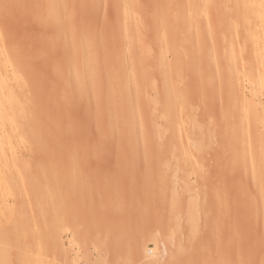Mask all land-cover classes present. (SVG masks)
Returning <instances> with one entry per match:
<instances>
[{
  "label": "rangeland",
  "instance_id": "1",
  "mask_svg": "<svg viewBox=\"0 0 264 264\" xmlns=\"http://www.w3.org/2000/svg\"><path fill=\"white\" fill-rule=\"evenodd\" d=\"M246 1L0 0V76L5 83L2 92L13 94L12 112L19 119L18 134L23 128L19 134L23 139L0 166V174L6 181L11 180L9 188L0 194V203L3 201L0 207L5 209L9 205L0 216V227L13 229L16 222L8 235V264H48L54 257H57L54 264H59L57 260L62 252L72 247L77 249L80 239L73 246L69 244L70 238L61 221L63 215H56L64 207L60 204L58 209L59 203H54L55 197L62 198V192L66 191L64 185L71 176L63 169L71 163L83 170L82 175L76 173L77 184L73 185L86 181L87 186L79 185L85 186L82 187L87 192L79 186L78 189L68 185L72 188L70 191L78 189L76 199L85 201V205L88 202L93 208L88 213L92 208L86 205L83 212L87 211L86 215L92 219L105 218L103 226L113 217L122 219L119 214L123 215L124 210L133 212L132 208L137 213V223L134 212L125 220L136 224H150L157 214L150 204L146 207L140 203L135 208L132 202H124L126 207L123 204L122 209H126L121 212L108 208L104 213L106 209L99 205L106 200L98 201V189L102 191L103 184L98 182L102 179L109 186L116 171L122 175L117 172L115 179L123 176L131 182L144 178L145 172L148 176L153 172L154 176L158 169L163 173L174 169L172 175L178 173L181 177L179 180L175 174L173 180L177 176L179 185L188 180L197 194L204 195L201 201L210 208L208 214L197 215L198 230L191 238L182 231L185 220L177 217L175 224L172 221L165 226L169 230L156 227L145 233L138 231L139 248H136L137 236L127 244L121 245L120 241L117 250L122 249L111 253L109 261H112L108 264H121L116 261L121 258L128 260H122V264H134L131 259L135 257L136 264L144 261L163 264L165 257L167 264H264V64L259 57L264 52V27L258 22L260 18L256 20L253 15L264 12V7L248 9ZM52 14L56 16L54 20L53 16L50 18ZM254 36L258 45L251 43ZM251 45H257L256 52H260H253ZM58 170H62L60 176H57ZM80 170L77 171L82 173ZM128 173L132 174L128 176ZM181 173L184 177L188 175L187 178ZM131 175H134L132 179ZM57 178L58 182L67 180L64 184L61 181L62 192H57L58 184L56 191L53 187V193L49 186ZM122 178L119 180L123 181ZM91 180H94L91 189L95 190L93 196L97 201L92 193L89 195ZM206 190L214 194L210 197ZM49 191L55 195L54 200ZM47 197H51L52 204H57L56 213L52 214L59 218L63 230L57 225L59 233L56 232L57 238L53 241L47 225L54 217L49 218L54 205L48 206ZM47 206L51 207L49 211ZM18 209L23 214L19 219L16 218ZM148 210H151L149 214ZM211 214L214 216L209 219ZM4 215L11 217L6 221ZM179 220L184 223L183 228ZM21 224L23 233L17 227ZM176 224L182 229L175 227ZM113 234H110L113 239L109 235L112 241L122 238L117 232ZM144 240L149 242L151 250L156 248L153 250L160 259L156 253L157 258L152 257V250V256L146 255L148 260L141 261L146 257L143 253L139 260L137 252H143ZM154 241H157L155 245ZM100 244L96 245L98 252L105 248ZM50 245V251L59 252L57 256L53 252L49 254ZM130 245L141 252L136 250L135 257L134 253L132 256ZM90 251L94 255L90 256L93 263L108 262L106 255L104 259L100 255L97 261L98 252ZM170 251L175 253L174 261L168 259ZM77 260L83 262L81 256Z\"/></svg>",
  "mask_w": 264,
  "mask_h": 264
},
{
  "label": "bare ground",
  "instance_id": "2",
  "mask_svg": "<svg viewBox=\"0 0 264 264\" xmlns=\"http://www.w3.org/2000/svg\"><path fill=\"white\" fill-rule=\"evenodd\" d=\"M246 1V0H245ZM254 4V5H253ZM246 5H247V7H248V9H251V10H254L257 6H259V5H261V6H263L264 7V0H247L246 1ZM55 8L56 9H54L55 11H57L58 9H57V7L55 6ZM264 11V10H263ZM53 13V12H52ZM56 13V12H55ZM55 13H53V14H55ZM253 13V12H252ZM263 13L264 12H262L261 11V13H259V15L258 16H261V14H262V16H263ZM53 14L52 15H50V18H52V16H53ZM57 15V18H59V16H58V14H56ZM254 16H256L255 18H257L256 20H258L259 18V20H258V22L260 23V21L262 22V24H263V27H264V16L262 17H257V15L256 14H253ZM54 17H56L55 15L53 16V20H54ZM262 18V19H261ZM51 19V20H52ZM52 20V21H53ZM59 20V19H58ZM255 20V19H254ZM255 22H257V21H255ZM258 35V34H257ZM256 36V35H255ZM250 37L251 38V43L252 44H254L255 45V43L254 42H256L255 40H257L256 39V37ZM256 44H257V42H256ZM258 45V44H257ZM255 46V47H257L258 48V46ZM251 46H253V45H251ZM262 46V45H261ZM254 47V46H253ZM253 48V52H256L257 51V48ZM259 49H260V47H259ZM262 49V48H261ZM260 52V51H259ZM258 52V53H259ZM257 53V52H256ZM257 53V54H258ZM255 54V53H254ZM259 57L262 59V64H264V52H262L261 51V54L259 53ZM255 58H256V56H255ZM260 58H259V60H260ZM6 62V61H5ZM3 65H5V64H3ZM2 65V66H3ZM3 76H0V90H1V92H0V166H2L4 163H5V161H7L8 160V158L9 157H7V155L8 156H10L11 157V155H12V152H13V148H14V146L18 143V142H20V140H21V135H19V134H21V132L23 131V128L21 129V132L18 134V132L17 131H19L18 129H19V119L18 118H15V116H14V114H13V112H12V109H14L15 108V99L13 98L14 96H13V94H11L10 92L9 93H3L2 92V90H3V87H5L4 85H5V83L3 82ZM2 84H4L3 86H2ZM21 124V123H20ZM22 124H23V122H22ZM23 133V132H22ZM23 136V135H22ZM24 137V136H23ZM23 139V138H22ZM76 151V150H75ZM73 152V151H72ZM71 152V153H72ZM171 152V151H170ZM169 153V152H168ZM67 154H70V153H67ZM77 154V153H76ZM79 154V153H78ZM82 154V153H81ZM169 155H171V154H169ZM183 155H185V154H183ZM188 155V154H187ZM87 156V155H86ZM180 156V155H179ZM189 156V155H188ZM198 156V155H197ZM200 156V155H199ZM6 157V158H5ZM68 157V156H67ZM70 157H72V156H70ZM79 157V156H78ZM83 157H84V155H83ZM158 157V156H157ZM171 157V156H170ZM205 157V156H204ZM74 157H72V159H73ZM156 158V157H155ZM175 158V157H174ZM182 158V157H181ZM185 158H187V157H185ZM189 158H191V157H189ZM207 158V157H206ZM6 159V160H5ZM70 160H71V158H69ZM75 159V158H74ZM78 159H80V158H78ZM86 159V158H85ZM94 159V158H93ZM163 159V158H162ZM169 159H171V158H169ZM204 159V158H203ZM191 160H192V158H191ZM168 161V160H167ZM171 161V160H170ZM180 161V160H179ZM183 161V160H182ZM187 161V160H186ZM198 161H200V160H198ZM69 162V161H68ZM72 162V161H71ZM80 162V161H79ZM90 162V161H89ZM152 162V161H151ZM192 162V161H191ZM201 162V161H200ZM203 162V161H202ZM87 163H88V161H87ZM153 163H156V162H153ZM163 162H161V164H162ZM172 163V162H171ZM194 163V162H193ZM71 164H73V163H71ZM67 165L66 166V168L65 169H67V170H65V169H63L64 171H66L65 173L68 175V176H71V178H69V180L67 181V185H66V178L68 177H66L65 179V181H63V180H61L62 182H63V184L65 183V189H66V191H64V192H62L63 191V189H64V187H62L63 186V184H62V186L60 187V185H61V181L59 180V182L58 181H56V180H58V178H60V177H58L57 179H55V180H53V181H51V182H54V181H56V182H58V183H56V182H54L53 183V185H52V183L50 184L51 186H49V187H51L50 188V190H51V192H53L54 193V190L58 187V184H59V187L57 188V192L59 193V192H62L64 195H63V197L61 198L60 196L58 197V196H56L55 198H57V199H55L54 198V196L52 195L53 193H50V191H49V193L51 194V196H53V200L55 199V202L54 203H59V206H60V204H62L61 206L62 207H64V208H61V206L60 207H57V204H52V199H51V201H50V198L51 197H47L48 198V200H46V201H48V206L50 205H54L53 206V208H51V207H48V211H49V208H51L52 210H51V214L48 212V214H50V216L52 215V216H54L53 217V219H49V218H52V216L51 217H49L48 219V223H49V221H51L50 223H49V225H47L48 227H49V229H48V233H49V231H51L50 233H49V236H51L52 237V241L53 240H55L56 238H57V234H56V232H58V230H57V225H58V229H60L61 230V227H60V225L62 226V224H60L61 223V221H62V223L64 224L63 226L65 227V232H66V235H67V238L69 239L70 238V240H67V241H69V244L70 245H74L75 243H76V240H79L80 239V241H79V243H78V241H77V249H73V247L71 248V249H64V250H66L65 252H64V254H63V252L59 255V258H58V263H59V261H60V263L59 264H68V262H70V263H74V264H95V263H93V258L91 259V257L90 256H92L93 254L91 253L92 251H90V249H92V250H94L95 252L94 253H96V252H98L97 250V248H96V245H98V243H100L101 242V244L103 243V244H105V246H103V244H102V247H105V248H103L102 250H99V252H98V258L96 259L97 261H98V259H99V257H100V255L103 257V259L105 258V256L104 255H106L107 256V259L106 260H108V262L107 261H105V263L106 264H108V263H110L111 261H109L110 259H109V256H110V258H111V256H112V252H116V251H120V250H117V244L118 245H120V241H121V245H123V244H125L129 239H134V236H137V237H135V239H136V248H139L140 246V243H139V241L141 240H139L138 241V238H139V234L137 233L138 231H140V232H142V233H145L146 231H150V230H152V229H154V228H156V227H158L159 229H161V228H164L165 226L167 227L168 226V224H170V223H172V221H173V223L175 222H177V217H183V218H181L180 220L181 221H184L185 220V224L183 223V222H181L180 220H179V223H181L180 225H181V227L183 228V224H184V228H183V230L182 231H184V235H187L188 234V236H193V234L195 233V231H196V229H197V219H199V217L197 216L199 213L200 214H202V215H204V213L206 214L207 213V210L208 209H210V208H207L204 204H205V202H204V204L202 203V201H201V197H203L204 195H201L200 196V194H197V192L195 191V190H193L192 188H191V186L187 183V181H184L183 183H181L180 185H179V180H180V177L178 176V173H175L178 177H179V180H178V178H176L175 177V179H177L176 181H174L173 180V178L172 177H174V175H172V172L173 171H175L174 169H173V171H171V172H161L160 171V169H158L156 172H154V173H156V174H154V176H153V172H149L150 174H149V176L146 174V172L144 173V175L146 176L147 175V177L145 178V176H144V178H141L140 180H138V181H136L137 179H135L134 181H136V182H134L133 181V176L134 175H131V179H132V181L131 182H129L127 179H123L121 176H120V178H119V176L115 179L114 177L116 176V175H119L120 174V172L119 171H116V175L113 173V175H115V176H113V178L111 179L110 178V180H109V183H108V185L109 186H107V185H105L104 184V182L102 181V179L100 180L99 178H97V179H99V182H98V184H103V186L101 187V188H103V190L101 191L100 190V188L99 187H96V188H99L98 190L100 191V193H99V191H98V201H104V200H106V202H105V204H101L100 203V205H99V207L101 208V209H106V210H104L105 212V214H106V211H107V209L108 208H112L113 210H115L116 212H121L123 209H126L125 207V204L126 203H133V205L135 206V208L136 207H138V204H140V203H142L143 205H144V203L146 204L145 206L146 207H148V204H150V207L152 206V208L157 212V214H156V218H154L155 219V221H153L152 223H150V224H143V225H141V224H136L137 223V219H136V211H134V209L132 208L131 210H133V212H134V216L135 217H133V218H135L134 220L136 221V223L134 222H128V221H126L127 219V217H129V215L131 214V213H133L132 211L131 212H127V213H125V210L124 211H122V213H123V215H121V214H119L120 216H123L122 217V219H119V218H116V217H113V216H116L115 214L116 213H113V218L109 221V223L108 224H106V226L104 225L103 226V224H105V218H101V219H98V218H96V219H92V217H91V215H89V214H87L86 215V212L87 211H85V213L83 212V207L84 206H86V205H88V202H86V205H85V201H84V203H83V200H82V202H81V200L79 199H76L77 197H78V194L76 193L77 192V190L80 188V189H84V190H86L85 188H83V187H85V186H87V184L85 183L86 181H82V182H80L79 181V184L81 183H85L86 185L85 186H83V185H81V187H80V185L78 184L76 187L78 188V186H79V188L77 189V190H75L74 189V191L72 190V191H70L72 188H70L68 185H70L71 187H73L74 186V188H76L75 187V185H73V183L74 182H76L75 180H76V177H75V175H76V173L77 174H80V175H82L83 174V170L81 169V167L79 166V168L82 170V173H79L77 170H80L79 168L77 169V167H75L76 165ZM120 164V163H119ZM170 164V163H169ZM173 164V163H172ZM182 164H183V162H182ZM186 164H189V163H186ZM60 165H62V164H60ZM82 165V164H81ZM124 165V164H123ZM126 165V164H125ZM158 165V164H157ZM160 165V164H159ZM180 165V164H179ZM198 165H200V164H198ZM198 165H197V167H198ZM57 166V165H56ZM69 166V167H68ZM91 166V165H90ZM153 166H154V164H153ZM170 166V165H169ZM58 167V166H57ZM163 167V166H162ZM195 167V166H194ZM200 167V166H199ZM198 167V168H199ZM221 167V166H220ZM60 168H62V167H60ZM151 168V167H150ZM165 168V167H164ZM163 168V169H164ZM174 168V167H173ZM207 168V167H206ZM89 169V168H88ZM139 169V168H138ZM167 168H165V170H166ZM172 168H170V170H171ZM193 168H192V166H191V170H192ZM57 170V169H56ZM81 170H80V172H81ZM140 170H141V168H140ZM151 170V169H150ZM164 170V171H165ZM186 170H187V168H186ZM203 170V169H202ZM213 170V169H212ZM225 170V169H224ZM61 171L62 170H58V175L57 176H60V173H61ZM85 171V170H84ZM124 171V170H123ZM138 172H139V170H137ZM146 171V170H145ZM148 171H149V169H148ZM147 171V172H148ZM167 171H168V169H167ZM182 171H184V169L182 170ZM194 171H196V169L194 170ZM194 171H193V174H194ZM219 171V170H218ZM217 171V172H218ZM220 171H221V169H220ZM60 172V173H59ZM117 172L119 173V174H117ZM132 172V171H131ZM189 171H187V173H188ZM198 172V171H197ZM216 172V171H215ZM232 172V171H231ZM50 173H51V171H50ZM93 173V172H92ZM122 173V172H121ZM125 173V172H124ZM142 173V172H141ZM165 173H166V175H165ZM168 173H171V174H168ZM219 173V172H218ZM224 173V172H223ZM54 174H56V171L54 172ZM85 174V173H84ZM129 174H132V173H128V176H129ZM140 174V173H139ZM168 174V175H167ZM192 174V173H191ZM213 174V173H212ZM233 174V173H232ZM86 175H88V174H86ZM85 175V176H86ZM120 175H122V174H120ZM126 175V174H125ZM141 175V174H140ZM181 175L183 176L184 174H182L181 173ZM196 175V174H195ZM203 175V174H202ZM236 175V174H235ZM65 176V175H64ZM64 176H61V178L62 177H64ZM84 176V175H83ZM137 176V175H136ZM142 176H143V174H142ZM168 176V177H167ZM187 176L188 175H186L185 177L187 178ZM81 177V176H80ZM87 177V176H86ZM184 177V176H183ZM184 177V178H185ZM191 177V176H190ZM207 177V176H206ZM232 177V176H231ZM237 177V176H236ZM53 178H55V177H53ZM90 178V177H89ZM88 177H87V179H89ZM109 178V177H108ZM121 178H122V180L123 181H120L121 180ZM137 178V177H136ZM196 178H198L197 180H199L200 179V177H196ZM202 178V177H201ZM205 178V177H204ZM213 178V177H212ZM238 178V177H237ZM237 178H236V180H237ZM8 179H9V177H8ZM62 179H64V178H62ZM83 179H85V178H83ZM82 179V180H83ZM92 179H93V177H92ZM95 179V178H94ZM97 179H95V180H97ZM107 179V178H106ZM120 179V180H119ZM139 179V178H138ZM181 179H183V178H181ZM189 179V178H188ZM203 179V178H202ZM7 179L5 178V177H3L1 174H0V194H1V191L2 190H5V189H7V188H9V187H7V185H9L8 184V182L10 183L11 182V180L10 181H6ZM104 180V179H103ZM186 180V179H185ZM197 180H194V181H197ZM206 181L205 182H207L208 181V179H205ZM92 181H94V180H91V183H88V185L90 184V188L89 187H87V188H89V190L91 189V187H92ZM182 181V180H181ZM201 181L202 180H200V184H201ZM235 181V180H234ZM238 181V180H237ZM236 181V182H237ZM48 182V181H47ZM87 182H90V181H88L87 180ZM96 182L97 181H95V184H96ZM128 182V183H127ZM176 182H178V186L177 187H175V183ZM191 182V181H190ZM193 182V181H192ZM198 182V181H197ZM56 183V184H55ZM106 183V182H105ZM138 183V184H137ZM209 184H211L210 183V181L208 182ZM208 183H206V184H208ZM49 184V183H48ZM76 184H77V182H76ZM94 184V185H95ZM177 184V183H176ZM218 184V183H217ZM216 184V185H217ZM235 184V183H234ZM55 185H57V187L55 186ZM73 185V186H72ZM193 185V184H192ZM199 184H197V186H198ZM105 186H107V187H105ZM196 186V184H194V187ZM201 186H203V185H201ZM212 186V185H211ZM53 187H55L54 188V190H52L53 189ZM193 187V188H194ZM199 188H200V186H198ZM198 187H196L197 189H198V191H200L199 190V188ZM208 187V188H207ZM207 189H209V190H211L209 187L210 186H208L207 185ZM61 188H63V189H61ZM69 188V189H68ZM175 188H179V189H175ZM195 188V189H196ZM215 188V187H214ZM234 188H235V186H234ZM58 189H59V191H58ZM62 191H61V190ZM196 189V190H197ZM202 189V188H201ZM205 189V188H204ZM48 190V189H47ZM92 190V189H91ZM91 190H90V193H89V195L92 193V197L94 198V200H96L97 198H95L94 196H93V191H95L94 189L92 190V192H91ZM56 191V190H55ZM69 191V192H68ZM193 191H195V193H193ZM201 191H203V190H201ZM211 191H213V190H211ZM211 191H208V190H206V192H208V194H209V196L210 195H212V194H214V192H212V194H211ZM219 191V190H218ZM86 192H87V190H86ZM205 192V191H204ZM217 192V191H216ZM88 193H87V195H88ZM219 193V192H218ZM83 194V193H82ZM96 194V193H95ZM94 194V195H95ZM75 195L77 196V197H75ZM216 195V194H215ZM50 196V195H49ZM216 196H218V194L216 195ZM75 197V198H74ZM211 197V196H210ZM213 197V196H212ZM221 197V196H220ZM58 198H61V199H58ZM223 198V197H222ZM1 199H2V197H1V195H0V202H1ZM89 199V198H88ZM90 199H92V198H90ZM209 199V198H208ZM218 199V198H217ZM59 200L61 201V203L59 202ZM94 200H91L90 202L92 203V201L94 202ZM210 200H212V199H210ZM58 201V202H57ZM87 201V200H86ZM97 201V200H96ZM207 201H209V200H207ZM220 201V200H219ZM224 201V200H223ZM51 204H50V203ZM63 202V203H62ZM124 202H125V204H124ZM211 202V201H210ZM99 203V202H98ZM131 203V204H132ZM209 203V202H208ZM213 203V202H212ZM1 205L3 204V201H2V203H0ZM95 204V203H94ZM123 204H124V208L122 209V206H123ZM211 204V203H210ZM213 204H215V203H213ZM217 204V203H216ZM133 205H131V207H134ZM206 205H208L207 203H206ZM3 206V205H2ZM4 206H5V204H4ZM7 207L9 206L8 204L6 205ZM88 206H90V205H88ZM95 206H97L96 204H95ZM142 205H140V207H141ZM212 206V205H211ZM218 206V205H217ZM5 208L4 209V207L2 208V207H0V216L3 214L2 212H3V210L5 211L6 209H8V208ZM61 208V210H62V212H60V209L59 210H57L58 212H59V214L57 213L56 215H58V217H59V215L60 216H62L63 215V220L61 219V221L59 220V218L56 216V215H53L52 214V212L55 214L56 212V210H55V208ZM87 207V206H86ZM85 207V208H86ZM131 207H129L128 208V210L131 208ZM210 207V206H209ZM223 207V206H222ZM12 207H10V209H11ZM65 208H68V210H64ZM70 208H71V211H70ZM84 208V209H85ZM90 208H92L91 206H90ZM96 208V207H95ZM9 209V210H10ZM141 209V208H140ZM143 209V208H142ZM147 209V208H146ZM216 209H218V208H216ZM12 210H14V209H12ZM19 210V209H18ZM91 210V212L90 213H92L93 211V208L92 209H88V213H89V211ZM97 210H98V208H97ZM111 210V209H110ZM136 210V209H135ZM221 210H222V208H221ZM103 211V210H102ZM130 211V210H129ZM151 210H148L147 211V213L148 212H150ZM211 211V210H210ZM11 212V211H10ZM14 212V211H13ZM47 212V211H46ZM108 212V211H107ZM113 212V211H112ZM143 212V211H142ZM222 212V211H221ZM235 212V211H234ZM7 213H9L8 212V210H7ZM12 213V212H11ZM62 213V214H61ZM97 213H100V212H97ZM97 213H96V216H97ZM103 213V214H104ZM109 213H110V211H109ZM138 213H139V211H138ZM145 213V212H144ZM210 213V212H209ZM212 213H214V212H212ZM6 214V213H5ZM16 218L18 217V219L19 218H21V217H23L22 215V212L19 210L18 212H16ZM47 214V215H48ZM95 214V213H94ZM108 214V213H107ZM118 214V213H117ZM149 214V213H148ZM151 214V213H150ZM208 214V213H207ZM234 214V213H233ZM236 214V213H235ZM9 215H10V213H9ZM13 215H15L14 213H13ZM154 215V214H153ZM180 215V216H179ZM201 215V216H202ZM220 216H221V214H219ZM238 215V214H237ZM102 216V215H101ZM119 216V217H120ZM138 216V215H137ZM140 216V215H139ZM138 216V217H139ZM168 216L170 217V218H168ZM210 216V217H209ZM208 216V218L210 219L211 218V216H212V214L211 215H209ZM214 216V215H213ZM212 216V217H213ZM217 216H218V214H217ZM219 216V217H220ZM4 217H5V215H4ZM7 217H11V216H7ZM7 217H5V220H6V218ZM14 216H12V218H13ZM150 217V220H151V215L149 216ZM148 217V218H149ZM155 217V216H154ZM198 217V218H197ZM204 217V216H203ZM202 217V218H203ZM229 217V216H228ZM15 218V217H14ZM57 218H58V220H59V223H58V220H57ZM62 218V217H61ZM93 218H95V217H93ZM153 218V217H152ZM165 218L167 219L168 218V220L167 221H165ZM9 219V218H8ZM126 219V220H125ZM131 219V218H130ZM176 219V220H175ZM184 219V220H183ZM209 219H208V221H209ZM228 219V218H227ZM14 220V219H13ZM133 219H131V221H134ZM142 220H143V218H142ZM149 220V221H150ZM201 221H202V219H200ZM213 220V219H212ZM2 221V220H1ZM1 221H0V223H1ZM7 221V220H6ZM130 221V220H129ZM141 221V220H140ZM140 221H138V223H142V222H140ZM147 221V220H146ZM199 221V220H198ZM4 222V221H3ZM144 222V221H143ZM169 222V223H168ZM211 222L212 221H210L208 224L209 225H211ZM214 222V221H213ZM227 222V221H226ZM6 223V222H5ZM16 223V222H15ZM15 223H14V226H13V229H15V227H16V225H15ZM144 223H146V222H144ZM174 223V224H175ZM178 223V224H179ZM183 223V224H182ZM198 223H201V222H198ZM202 223H205V221L204 222H202ZM232 223V222H231ZM178 224H176L175 225V227H178L179 225ZM208 224H207V226H208ZM1 225V224H0ZM173 225V224H172ZM205 225H206V223H205ZM204 225V226H205ZM18 228H20V232L21 233H23L24 232V229H23V225L21 224V225H18L17 226ZM161 227V228H160ZM165 227V229L167 230L168 228H166ZM63 228V227H62ZM171 228V227H170ZM174 227L172 226V229L171 230H173V233H174V229H173ZM178 228H180V227H178ZM182 228H180V230L182 229ZM199 228V227H198ZM213 228V227H212ZM13 229L11 228H9V229H1V227H0V264H8L9 262V256H7V251H6V247L8 248V242L10 241V239L8 238V235H9V233H11V231H13ZM47 229V228H46ZM159 229H157V230H159ZM186 231H185V230ZM204 229V228H203ZM157 230L155 231L156 233H158L157 232ZM163 230V229H162ZM169 230V229H168ZM171 230H170V232H171ZM179 230V229H178ZM179 230V231H180ZM198 230V229H197ZM61 231H63V230H61ZM113 232H117L118 233V236L119 235H122V238H119V239H116L115 238V240H110V237L113 239V237H116L115 235H117L116 233H115V235L113 234ZM164 232H165V230H164ZM168 232V231H167ZM185 232L187 233V234H185ZM59 233V232H58ZM166 233V232H165ZM172 233V232H171ZM180 233V232H179ZM183 233V232H182ZM182 233H181V235H182ZM201 233V232H200ZM60 234H62V233H60ZM64 234V233H63ZM113 236H111V235ZM135 234V235H134ZM137 234V235H136ZM175 234V233H174ZM48 235V234H47ZM65 235V236H66ZM109 235H110V237H109ZM125 235V236H124ZM133 235V236H132ZM143 235V234H142ZM159 235V234H158ZM210 235V234H209ZM212 235V234H211ZM210 235V236H211ZM60 236V235H59ZM63 236V235H62ZM65 236H63L64 238H65ZM132 236V237H131ZM191 236H190V238H191ZM208 236V235H207ZM61 237V236H60ZM186 238H187V236H185ZM202 237V236H201ZM143 238L145 239L146 238V236H144L143 235ZM142 238V239H143ZM159 238V237H158ZM193 238V237H192ZM197 238V237H196ZM202 238H204V237H202ZM202 238H200L201 240H202ZM60 239H63V238H60ZM66 239V238H65ZM148 239H149V237H148ZM199 239V238H198ZM156 240V239H155ZM185 240V239H184ZM213 240V239H212ZM138 241V242H137ZM145 241L146 240H144V242L142 243V246H141V250H143V252H141V250L140 249H135L134 247H132L131 245H130V248L131 249H133L132 251H130V254H132V256H133V253H134V257H135V252L134 251H139L140 250V252L141 253H139V252H137L138 253V256L137 257H139L140 259L139 260H141V256H143V255H141L142 253L144 254V256H146L148 253V255H151L152 254V250L153 249H155L156 250V248L154 247L152 250H151V248H149L151 245H149L148 243V241H146V243H145ZM187 241V240H186ZM189 241H191V240H189ZM195 241V240H194ZM105 242V243H104ZM130 242V241H129ZM152 242V241H151ZM150 242V243H151ZM155 242H157V241H154L153 242V244L155 243ZM178 242V241H177ZM180 242V241H179ZM193 241H191V243H192ZM198 242V241H197ZM49 243V242H48ZM47 243V244H48ZM52 243V242H51ZM51 243H49V244H51ZM132 243V242H131ZM139 245H138V244ZM161 243H162V241H161ZM170 243V242H169ZM188 244H189V246H190V243L189 242H187ZM48 244V245H49ZM54 244H56V243H54ZM57 244H59V243H57ZM56 244V245H57ZM100 244V245H101ZM127 244V243H126ZM129 244V243H128ZM133 244V243H132ZM186 244V243H185ZM193 244H194V242H193ZM236 244V243H235ZM52 246H53V244H51ZM47 246L48 247V251H50V249H52V246ZM63 245V244H62ZM134 245V244H133ZM138 245V246H137ZM155 245V244H154ZM157 245V244H156ZM159 245V244H158ZM199 245V244H198ZM163 246L164 245H162V248H163ZM169 246V245H168ZM171 246H172V244H171ZM51 247V248H50ZM68 247V246H67ZM101 247V246H100ZM100 247H99V249H100ZM114 247V248H113ZM158 247V246H157ZM55 248H57V246H55ZM58 248H59V245H58ZM116 249L115 251L113 250V249ZM129 248V249H130ZM169 248H171L170 246H169ZM168 248V249H169ZM213 248V247H212ZM54 249V248H53ZM127 249H128V246H127ZM8 250H9V248H8ZM113 250V251H112ZM155 250H153V256L152 257H155V255L157 254L158 255V253H156L155 252ZM173 250V249H172ZM214 250V249H213ZM111 251V252H110ZM124 251H128V250H124ZM164 251V250H163ZM166 251V250H165ZM164 251V252H165ZM174 251V250H173ZM199 251V250H198ZM51 252H53L52 254H55L56 256H57V254H59V252H58V250H57V254H56V252L55 251H50L49 252V254H51ZM55 252V253H54ZM118 252H116V253H118ZM122 252V251H121ZM158 252V251H157ZM166 252H168V251H166ZM175 252V251H174ZM109 253V255H107ZM115 253V254H116ZM127 253H129V252H127ZM151 253V254H150ZM156 253V254H155ZM162 253V252H161ZM172 253V254H171ZM212 253V252H211ZM63 254V255H62ZM111 254V255H110ZM125 254V253H124ZM123 254V255H124ZM129 254V255H130ZM140 254V255H139ZM169 254H171L172 255V257H170V255ZM167 256H169V258L168 259H170V258H172V260L174 261V259H173V254H175V253H173L172 251H170V253H169ZM55 255H53V257L55 256ZM122 255V256H123ZM157 255H156V257H155V259L157 258ZM162 255V254H161ZM164 255V254H163ZM162 255V256H163ZM192 255V254H191ZM195 255H197V253L195 254ZM61 256V257H60ZM74 258H72V257ZM82 257L83 258V262H79L77 259L79 258V257ZM94 256V255H93ZM92 256V257H93ZM159 256V259H160V255H158ZM198 256V255H197ZM203 256V255H202ZM69 257H71L72 259H68ZM96 257V256H95ZM119 257H121V255H119ZM123 257H126V256H123ZM127 257H129V256H127ZM127 257H126V259H127ZM150 257V256H149ZM152 257H150V258H152ZM163 257H165V256H163ZM175 257V256H174ZM200 257V256H199ZM48 258L51 260V258L48 256ZM55 258L57 259V257H54L53 258V261H51V262H49L48 264H54L55 262H56V260H55ZM77 258V259H76ZM113 258V257H112ZM115 258V257H114ZM136 258V257H135ZM135 258H130L131 259V261H133L134 262V264H136L137 263V261H136V263H135V260H138V259H135ZM143 258H146L147 260H148V257L146 256V257H142V260L141 261H144L143 260ZM149 258V259H150ZM95 259V258H94ZM116 259V258H115ZM135 259V260H134ZM153 259V258H152ZM164 259V258H163ZM165 259H166V257H165ZM165 259L162 261L163 262V264H167L166 262H165ZM193 259V258H192ZM77 260V261H76ZM90 260H92V262H90ZM123 260V258H121V259H118V260H116L117 261V263H123V262H125L126 260L124 259L123 260V262H121ZM151 260V259H150ZM196 260V259H195ZM81 261H82V259H81ZM95 261V260H94ZM115 261V260H114ZM113 261V262H114ZM118 261H120V262H118ZM140 261V262H141ZM151 261H153V260H151ZM158 261V260H157ZM161 261V260H160ZM189 261V260H188ZM79 262V263H78ZM100 262V261H99ZM103 262V261H102ZM126 262H128V260L126 261ZM144 262H146V261H144ZM144 262H143V264H144ZM150 262V261H149ZM154 262H156V260L154 261ZM159 262V261H158ZM169 262H171V261H169ZM195 262V261H194ZM57 263V262H56ZM72 263V264H73ZM131 263V262H130ZM147 263V262H146ZM100 264V263H99ZM102 264V263H101ZM104 264V263H103ZM111 264H116V262L115 263H111ZM140 264H142V262L140 263ZM148 264V263H147ZM151 264H153V262H151ZM154 264H156V263H154ZM160 264H162V263H160ZM169 264V263H168ZM192 264V263H191Z\"/></svg>",
  "mask_w": 264,
  "mask_h": 264
}]
</instances>
